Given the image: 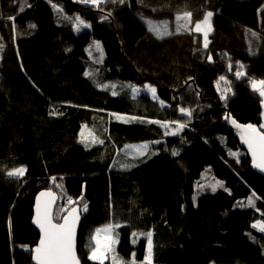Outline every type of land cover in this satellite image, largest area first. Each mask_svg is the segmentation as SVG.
<instances>
[{
	"label": "trees",
	"instance_id": "1",
	"mask_svg": "<svg viewBox=\"0 0 264 264\" xmlns=\"http://www.w3.org/2000/svg\"><path fill=\"white\" fill-rule=\"evenodd\" d=\"M207 12L205 48L194 26ZM73 13L90 29L76 34ZM146 19L167 21L170 34L157 37ZM0 38V264H33L32 208L47 189L59 196L55 221L80 207L81 264H100L87 240L105 225L114 242L103 264L144 262L149 231L152 264H264V232L252 227L264 222V177L223 123L228 110L260 128L261 96L249 82L264 79V0H0ZM94 39L110 78L149 81L163 104L98 89L85 76ZM93 115L103 119V143L85 146L80 132L91 131ZM150 121L186 127L165 135ZM145 139L159 140L150 157L128 171L113 164L125 143ZM19 167L23 176L7 175Z\"/></svg>",
	"mask_w": 264,
	"mask_h": 264
},
{
	"label": "snow or ice",
	"instance_id": "2",
	"mask_svg": "<svg viewBox=\"0 0 264 264\" xmlns=\"http://www.w3.org/2000/svg\"><path fill=\"white\" fill-rule=\"evenodd\" d=\"M84 3H92L96 6H99V4L102 2V0H82ZM112 2H115V0H112ZM122 2V0H121ZM21 11H23V7H21ZM212 16V13L209 12L207 16L205 17L204 23L208 24L209 18ZM13 21L15 18H12ZM106 19V17L102 18ZM179 20L180 17H177ZM76 24L74 25L76 31L81 30V26L83 28H89L90 25L85 23L83 20L80 19V17H76ZM30 28H34L35 25H29ZM195 30L197 32L201 31V25L199 23L196 24ZM211 26L208 25L207 31L204 32V38H205V44L204 47L207 48V37L208 32H210ZM95 46L98 50H100V44L98 42L95 43ZM3 45H0V48H2ZM91 54V53H90ZM102 55V50H101ZM211 59V57H209ZM231 68V65L229 66ZM241 67H243L241 65ZM91 73L85 72V76H90ZM243 73L238 72L237 77L239 78ZM220 81H225V77L221 76L219 78ZM227 83V81H225ZM259 85L261 86L259 89V94L261 97H264V81H260ZM252 86L255 89L257 87V82L253 81ZM107 87V86H104ZM114 88L115 85H112ZM132 87V92L134 94H137L140 89H137L134 86ZM217 87L219 90V81L217 82ZM144 88L150 92L154 99H156V89L150 85H145ZM113 95H117V93L114 91L112 93ZM222 100H226V96L222 93L221 97ZM161 104H163V101H161ZM262 107H264V100L261 101ZM181 113H185L188 116L191 115V112L188 109H185L181 107L179 109ZM50 115H56L55 112H50ZM227 118V117H226ZM233 125L240 128L241 125L237 124L235 120L231 121ZM150 123H158L163 126L166 131L165 135H177L180 130H182L186 125L184 124H177L176 128L168 131L169 129V123L168 122H161V121H150ZM247 132L246 136H242V140L244 143L248 145L249 150L252 153L253 158V167L259 168L262 172H264V133H261L257 130L256 127L249 124L247 126H243ZM261 128H264V125L260 126ZM81 142L85 143L86 146L89 142L88 137L84 135L83 129L81 132ZM103 143V141H97L95 137H92L91 143ZM154 143H159V141H156ZM126 148L132 149V151L137 156H143L145 152L148 151L149 145L143 144V145H127ZM172 155L177 156L178 152L177 150H172ZM235 155V154H233ZM26 169L24 167L15 168L11 171H8L7 175L9 177H21L24 175ZM220 186L223 187L221 182H217L215 185H212V191L216 190V187ZM227 190V189H225ZM47 195L50 198L52 197V193H41V196ZM255 195V194H253ZM50 203L51 201H45L43 205L40 203L39 198L37 201L36 206V216L33 219V223L36 225V227L40 230V240L39 244L32 250L35 255L33 256V259L36 261V264H79V260L76 256L75 252V226L76 221L79 219V216L76 214L77 210L75 208L72 209V211L69 213L68 216L63 217V223H53L52 222V216L50 212ZM248 205L253 206V199L250 197L248 200ZM84 210H87V204L84 205ZM118 226V225H117ZM252 227L257 228L258 231L264 232V222L257 221L255 224L252 225ZM112 232V226H106L103 229H97L96 235L92 236V239L96 241V248H94L91 252V255L89 256V259L91 260H99L100 264H103L104 254L108 252L111 249L112 240L110 233ZM100 233L104 234L103 237V244L101 243L100 239ZM136 234L134 233L133 236ZM147 237V252L145 255V264H152V232L149 231L146 233Z\"/></svg>",
	"mask_w": 264,
	"mask_h": 264
},
{
	"label": "rangeland",
	"instance_id": "3",
	"mask_svg": "<svg viewBox=\"0 0 264 264\" xmlns=\"http://www.w3.org/2000/svg\"><path fill=\"white\" fill-rule=\"evenodd\" d=\"M56 4V3H54ZM60 8L56 9V10H59ZM209 12H207L208 14ZM207 14L205 15V17L207 16ZM76 17H80L78 15V13H73L72 15H70V21L72 23V26H73V30L76 34H79V33H82L84 31H87L90 29L89 28H83L81 26V30L78 32L75 30V27L74 25L77 23L75 18ZM177 17H180L177 15ZM205 17L203 20H201L200 22H198L200 25H201V31L203 34L205 31H207V28H208V25L209 24H205L204 23V20H205ZM81 20H83L85 23L89 24L90 25V22H88L87 20L83 19L80 17ZM180 19L183 21L184 18L183 17H180ZM178 20V19H177ZM209 21V20H208ZM147 23V26L149 28L150 31H152L154 33V35H156L157 37H163L167 34H170V25L167 24V21L165 20H161V21H153L151 19H146L145 21ZM155 23H161L163 24L162 28L161 29H157V27H155L157 24ZM197 24V23H196ZM196 24L194 26V29L196 28ZM176 30H178V28H176ZM207 41H208V38H207ZM98 42L100 44V50H98L95 46V43ZM203 42L205 44V38L203 36ZM0 45H5V41L2 40L0 38ZM2 48H0V56H1V51H2ZM101 50H102V55H101ZM86 53L88 55V59H89V64H90V67L87 68L86 72H89L91 73L90 76H88L95 84V86L102 90V91H107L109 92L110 94H112L114 91L117 93V95H124L128 98H131V99H137V98H145V97H148L151 101L153 102H158L161 104V100L158 98V95H157V91H156V99L153 98L152 94L150 92H148L144 86L147 84V85H150L152 87H154L156 89V86L155 84L149 82V81H145L143 85H135V84H132L131 82H127V81H122V80H118V79H113V78H110L108 75H107V69L106 67L103 66V61H104V51H103V48H102V45L100 43L99 40L97 39H94L92 41L89 42V44L87 45L86 47ZM91 53V54H90ZM238 72H241L243 73V75L245 74V71L243 68H240L237 70V73ZM253 81H256L257 82V87L254 89L253 86H252V82ZM260 81H264L263 78H260V79H251L250 82H249V85L251 87V89L253 90H256L258 93H259V89H260V85H259V82ZM223 82L224 81H219V90H218V87H217V83H216V89L219 93H223L225 95V90H226V86L223 85ZM112 85H115V87L113 88ZM104 86H107V87H104ZM130 86H134L136 87L137 89H140V91L137 93V94H134L132 92V87ZM113 95V94H112ZM260 95V94H259ZM116 96V95H114ZM143 97V98H142ZM264 100V97H261V101ZM262 106V105H261ZM92 118L94 119L93 120V123H92V129H90L91 131H88V127L86 129H83V132H84V135L86 137H88V144L87 146L89 145H93V144H98L99 142L97 143H91V139L92 137H95L97 139V141H101L100 140V137L97 135L100 134V131L102 130L103 128V119L101 118V116L99 115H93ZM261 125H264V107H262V112H261V123H260V126ZM260 129H264V128H261ZM82 132V130H81ZM81 132H80V142H81ZM156 141H159L158 139H154V140H149V139H145V140H141V141H137V142H131V143H125L121 148H119L118 152L116 151V156H115V159H114V165L117 166V168L121 171H128V170H131V168H133L134 166L138 165L142 160L150 157L153 152H154V148L152 147L153 145H156L157 143H154ZM82 143V142H81ZM85 146L86 144L83 143ZM143 144H148L149 145V149L147 152H145V154L143 156H137L133 151L132 149L130 148H126L125 146L127 145H135V146H138V145H143ZM185 199H186V207H187V213L188 215L190 214L191 212V201H190V193H186L185 194ZM67 203L69 201H66ZM106 226H109V225H105V226H101L99 228H96V229H92L90 231V235H89V238L87 240V249L89 251V254L91 255V252L94 248H96V241H94L92 239V236L96 235V230L97 229H103L105 228ZM112 226V225H111ZM100 239H101V243L103 244V237H104V234L103 233H100ZM110 236H111V240H112V244L114 242V235H113V231L110 233ZM148 246V244H147ZM112 247V245H111ZM109 252V251H108ZM106 252L104 254V259L106 258V254L108 253ZM146 252H147V248H145V255H146ZM103 259V260H104ZM145 259V257H144ZM153 263V262H152ZM136 264H145V261L144 262H141V263H136Z\"/></svg>",
	"mask_w": 264,
	"mask_h": 264
},
{
	"label": "water",
	"instance_id": "4",
	"mask_svg": "<svg viewBox=\"0 0 264 264\" xmlns=\"http://www.w3.org/2000/svg\"><path fill=\"white\" fill-rule=\"evenodd\" d=\"M227 117V118H226ZM232 120H235L237 124L241 125L242 127L238 128L236 127L235 125H233V123L231 122ZM223 123L224 125L227 127V129L234 135V137L237 139V141L239 142V145L244 148L249 160H250V163H251V167L257 171V173L259 175H261L262 177H264V172H262L259 168H256V167H253V158H252V153L251 151L249 150L248 148V145L246 143H244V141L242 140V136H246L247 135V132L245 130V128L243 126H247L249 125L248 123H241L239 121H237L231 114L228 110L225 111V114L223 116ZM253 125V124H251ZM254 127L257 128V130L261 133H264V129H260L257 125H253ZM48 192H51L52 193V197L53 198H50L48 197L47 195L45 196H41V193H48ZM38 198H39V201L40 203L43 205V203L45 201H51L50 203V212H51V216H52V222L53 223H63V217L65 216H68L69 213L72 211L73 208H75L77 210V215L79 216V219L76 221V226H75V252H76V256L79 260V264H81V261L78 257V254H77V233H78V229H79V225H80V222H81V210H80V207L79 206H73L72 208H70L68 211H66L61 219L57 222L54 220V212H55V208L59 202V196L58 194H56L54 191L52 190H41L39 191L36 195H35V198H34V204H33V208H32V217H31V225L35 228V230L37 231L39 237H38V241L36 243V245L33 247V249L39 244V240H40V230L38 227H36V225L33 223V219L34 217L36 216V206H37V201H38ZM35 255V253L32 251V255H31V259H32V263L33 264H36V261L33 259V256Z\"/></svg>",
	"mask_w": 264,
	"mask_h": 264
},
{
	"label": "built area",
	"instance_id": "5",
	"mask_svg": "<svg viewBox=\"0 0 264 264\" xmlns=\"http://www.w3.org/2000/svg\"><path fill=\"white\" fill-rule=\"evenodd\" d=\"M78 1L81 2V3H84V2H82V0H78ZM103 2H105V0H102L101 3H103ZM101 3H100V4H101ZM86 4H88V5H92V6H96V5L92 4V3H86Z\"/></svg>",
	"mask_w": 264,
	"mask_h": 264
},
{
	"label": "bare ground",
	"instance_id": "6",
	"mask_svg": "<svg viewBox=\"0 0 264 264\" xmlns=\"http://www.w3.org/2000/svg\"><path fill=\"white\" fill-rule=\"evenodd\" d=\"M73 1H75V2H77V3H79V4H85V5H88V4H86V3H81V2H79L78 0H73Z\"/></svg>",
	"mask_w": 264,
	"mask_h": 264
},
{
	"label": "crops",
	"instance_id": "7",
	"mask_svg": "<svg viewBox=\"0 0 264 264\" xmlns=\"http://www.w3.org/2000/svg\"><path fill=\"white\" fill-rule=\"evenodd\" d=\"M206 14H207V13H206ZM209 22H210V18H209L208 24H210ZM201 33H202V32H201ZM146 248H147V245H146Z\"/></svg>",
	"mask_w": 264,
	"mask_h": 264
}]
</instances>
